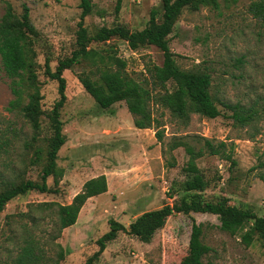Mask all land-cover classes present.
Returning <instances> with one entry per match:
<instances>
[{
    "label": "rangeland",
    "instance_id": "rangeland-1",
    "mask_svg": "<svg viewBox=\"0 0 264 264\" xmlns=\"http://www.w3.org/2000/svg\"><path fill=\"white\" fill-rule=\"evenodd\" d=\"M17 12L22 4L30 9V19L51 52L52 68L56 58L68 54L79 20L78 0H8ZM119 7L116 9L117 2ZM253 0L226 4L219 0L216 9H184L170 34L171 50L180 65L198 64L212 76V89L224 101L250 103L257 99L262 111L251 124L233 123L230 110L217 104L220 114L207 118L192 114L187 125L170 117L165 109L153 106L154 115L163 123L164 137L157 141L153 128H136L125 101L102 109L85 91L77 78L79 67L63 71L66 102L61 108L65 143L58 151L57 163L63 168L59 192L30 191L9 200L0 212V264H17L20 246L29 236L38 241L45 259L39 264H82L97 249L95 240L109 229L114 218L128 228L131 220L145 210L171 203V193L180 195L185 179L181 171L188 155L183 147L172 151L173 167L165 164L170 153L165 144L173 134H199L233 145L236 166L217 155L197 159V165L210 179L207 197L228 196L236 205H247L264 216V183L257 176L264 163V25L248 10ZM93 12L84 19L89 28L114 23L131 29L146 26L151 8H160L161 0H92ZM4 0H0V16ZM38 60L43 63V53ZM118 55L127 69L144 72L146 64H161L162 52L149 45L131 50L118 40ZM42 72V71H41ZM43 108L49 110L58 97L57 82L40 73ZM47 78V79H46ZM9 78L0 64V180L26 171L25 177L37 179L40 168L34 161L36 148H43L42 136L30 148L25 145L32 134L20 117L7 109L12 98ZM47 118L43 116V125ZM249 132L254 136L249 138ZM165 143V144H164ZM23 164L26 166L24 167ZM106 175L107 191L94 196L81 207L75 224L54 234L55 207L46 202L68 203L85 180ZM52 179L48 183L52 184ZM202 223L203 241L211 250L203 258L209 264H264V246L258 241L244 244L238 234L231 235L219 227L212 213L174 212L152 240L142 245L136 236L119 231L106 244L94 264H179L185 251L192 222Z\"/></svg>",
    "mask_w": 264,
    "mask_h": 264
},
{
    "label": "trees",
    "instance_id": "trees-1",
    "mask_svg": "<svg viewBox=\"0 0 264 264\" xmlns=\"http://www.w3.org/2000/svg\"><path fill=\"white\" fill-rule=\"evenodd\" d=\"M237 1L223 0L226 4ZM160 3V8H151L146 26L141 29H131L119 22L89 28L84 24V19L93 12V2L78 0L80 12L72 48L68 54L58 56L52 68L51 52L42 51L47 46L31 22L29 7L22 4L21 11L17 12L10 1L4 0L0 16V64L10 80L12 98L7 109L24 120L31 129L30 139L25 142L27 147L33 146L44 127L47 134L42 136L43 148H36L33 153L35 163L40 165L37 179L25 177L26 171H22L9 179L0 180V212L9 200L30 191L59 192L64 171L58 165L57 158L66 140L61 118V108L66 102V81L63 76L66 69L80 68L77 78L100 108L109 109L112 104L125 101L127 110L132 114L133 125L140 129L153 128L159 142L163 140L164 129L163 123L153 113V106L167 110L170 117L182 125L188 124L192 114L207 118L218 116L221 112L217 104L230 110L229 117L240 127L251 124L259 117L263 109L257 99L248 104L222 100L212 89V76L207 68L198 64L184 67L171 50L170 34L183 10L197 11L201 7L216 9L219 0H161ZM118 7L119 1L116 9ZM248 10L264 25V0H253ZM118 40L125 41L133 51L149 45L157 47L162 52L161 64L149 62L144 72L128 70L126 60L118 55ZM41 51L44 57L42 64L38 60ZM40 73L57 82L58 97L49 110L43 108ZM43 116L47 118L46 125H43ZM249 133L248 137L252 138L254 132ZM177 147H183L188 155L181 168L186 177L178 187L180 195L172 192L171 203L142 211L131 220L128 228L110 218L109 229L95 240L97 249L82 264H94L106 244L114 240L119 231L136 236L142 245L148 244L174 212L185 215L191 212L212 213L217 216L221 230L231 235L238 234L246 245L258 241L264 246V216L258 215L247 205L232 204L228 196H206L205 191L210 187L211 180L204 177L196 161L206 155H217L228 161L229 168H232L236 166L232 143L199 134H173L164 148V152L170 153V159L165 160L167 166L176 165L172 151ZM256 173L264 183L263 162H260ZM49 178H53L51 185ZM107 180L103 173L92 176L83 182L70 202H46L45 205L55 207L53 240L60 236L63 228L75 224L87 199L107 191ZM37 245L34 237L25 239L15 259L17 264H39L43 261L45 256ZM210 250V246L203 241L202 223L193 221L179 264H209L203 258Z\"/></svg>",
    "mask_w": 264,
    "mask_h": 264
},
{
    "label": "crops",
    "instance_id": "crops-1",
    "mask_svg": "<svg viewBox=\"0 0 264 264\" xmlns=\"http://www.w3.org/2000/svg\"><path fill=\"white\" fill-rule=\"evenodd\" d=\"M102 173H103V172H102ZM105 176H106V175H105ZM106 179H107V178H106ZM90 198H92V197H90ZM90 198H89V199H90Z\"/></svg>",
    "mask_w": 264,
    "mask_h": 264
}]
</instances>
